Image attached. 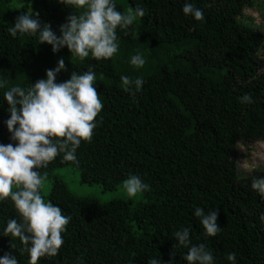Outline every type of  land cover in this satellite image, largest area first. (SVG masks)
Instances as JSON below:
<instances>
[{
  "label": "trees",
  "instance_id": "16d2710c",
  "mask_svg": "<svg viewBox=\"0 0 264 264\" xmlns=\"http://www.w3.org/2000/svg\"><path fill=\"white\" fill-rule=\"evenodd\" d=\"M257 1L188 0L203 12L196 20L183 13L186 0H116L118 11L139 7L144 16L128 29L117 28L119 50L112 58L90 54L81 60L67 47L54 53L38 35L13 38L7 29L22 13L38 12L41 23L59 35L67 17L82 15L85 8L59 0H0V78L8 82L0 89V143H15L4 123L10 116L4 91L30 87L61 58L66 70L57 82L91 69L104 105L75 162L60 153L38 170L53 183L48 202L70 219L58 253L37 264H148L150 257L164 264L172 254V264H187V249L173 237L182 226L190 228L192 243L207 246L214 264H231L230 252L236 253V264H264V197L251 187L264 169L241 173L236 160L240 143L264 140V24L244 17ZM137 52L146 60L140 69L130 63ZM121 76L141 77L142 89L134 96L124 91ZM245 94L251 103L240 102ZM65 166L105 190L132 175L149 188L138 203L79 197L55 175ZM196 207L218 210L216 236L204 234ZM10 219L22 222L6 198L0 201V232ZM5 252L28 264L18 237L0 235V256Z\"/></svg>",
  "mask_w": 264,
  "mask_h": 264
},
{
  "label": "clouds",
  "instance_id": "9594fccd",
  "mask_svg": "<svg viewBox=\"0 0 264 264\" xmlns=\"http://www.w3.org/2000/svg\"><path fill=\"white\" fill-rule=\"evenodd\" d=\"M59 3L86 10L79 16L70 14L67 22L60 26L59 35L51 24L41 23L38 12L19 15L13 26L7 29L8 33L13 38L18 33L38 35L40 44L51 45L54 53L67 47L81 60L90 54L96 60L109 59L119 50L117 28L128 29L137 17L145 14L139 7L118 11L116 0H59ZM182 11L196 20L203 19L202 10L188 0ZM130 63L140 69L146 60L137 52L131 56ZM62 70H66L63 58L56 67L46 70L45 78L30 87L12 86L3 93L10 113L4 123L11 134L10 140L15 143H0V201L10 198L22 222L10 219L0 235L20 239L29 254L28 264H37L40 257L58 253L63 243L61 232L70 219L62 215L60 207L45 202L41 195L45 176H41L38 170L60 153H63V160L75 162L77 148L82 140H91L96 127L94 119L104 107L94 86L96 75L91 69L83 74L74 71L67 81L57 82ZM121 81L123 90L133 96L144 84L141 77L121 76ZM7 83L0 78V89ZM238 99L241 103L252 102L248 94ZM251 187L264 197V177L254 178ZM148 188L149 185L135 175L123 182V189L129 197ZM194 215L200 219L206 236H216L220 231L218 210L205 213L202 207H196ZM260 220L264 222V213ZM173 237L177 246L187 249L183 256L187 264H214V256L204 243H192L189 227L182 226L173 232ZM172 257L164 264H172L173 254ZM226 259L236 264V253H226ZM0 264H18V260L15 255L5 252L0 256ZM148 264L161 262L150 257Z\"/></svg>",
  "mask_w": 264,
  "mask_h": 264
},
{
  "label": "rangeland",
  "instance_id": "374dc122",
  "mask_svg": "<svg viewBox=\"0 0 264 264\" xmlns=\"http://www.w3.org/2000/svg\"><path fill=\"white\" fill-rule=\"evenodd\" d=\"M263 11V4L258 0L255 7L245 10L244 17L249 18L256 24H264ZM262 70L264 71V64L262 65ZM236 160L241 173L251 174L257 169H264V140L240 143ZM55 175L63 178L70 190L79 197L93 198L104 203L112 200H130L138 203L144 200L141 192L135 197H129L123 189V184L114 190H105L101 184L84 183L82 181L81 171L72 166L58 168L55 170ZM52 185L51 180H45V188L42 190V196L45 202H48Z\"/></svg>",
  "mask_w": 264,
  "mask_h": 264
}]
</instances>
